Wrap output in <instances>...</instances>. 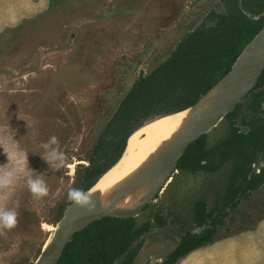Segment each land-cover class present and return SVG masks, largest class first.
<instances>
[{
	"label": "rangeland",
	"instance_id": "obj_1",
	"mask_svg": "<svg viewBox=\"0 0 264 264\" xmlns=\"http://www.w3.org/2000/svg\"><path fill=\"white\" fill-rule=\"evenodd\" d=\"M42 7L0 29V136L5 146L15 139L48 189L37 200L21 176L7 200L0 199L17 211L15 226L0 230V264L34 263L50 236L42 221L56 225L60 219L71 201L68 189L76 188L99 134L133 83L166 59L210 11L226 12L228 5L226 0H45ZM263 124L264 85L205 134V146L234 129L253 138ZM52 135L65 154L60 167L40 155ZM252 145L253 139L238 142L224 162L219 152L206 157L201 164L214 165L209 169L176 165L162 190L132 217L138 234L130 248L136 243L140 248L129 264L160 262L183 234L200 231L218 215L222 222L214 240L175 264H264V182L239 193L240 172L249 176L264 169V143ZM6 162L0 148V168L8 167ZM203 208V222L197 223Z\"/></svg>",
	"mask_w": 264,
	"mask_h": 264
},
{
	"label": "trees",
	"instance_id": "obj_2",
	"mask_svg": "<svg viewBox=\"0 0 264 264\" xmlns=\"http://www.w3.org/2000/svg\"><path fill=\"white\" fill-rule=\"evenodd\" d=\"M226 4V12L210 11L205 21L187 32L166 59L133 83L99 134L89 165L76 188L88 190L118 160L127 137L145 121L194 104L230 69L264 24V0H226ZM262 85L264 69L254 88ZM246 138L247 135L234 129L208 148L205 134L201 135L186 147L177 167L212 168L214 165H204L201 161L219 152L220 161L224 162L238 142L249 144L253 139L252 146L259 148L264 143V124L253 138ZM240 179L239 193L252 190L264 182V169L249 176L240 172ZM199 204L205 207L204 201ZM203 210L196 217L197 223L203 222ZM158 221L161 222L159 216ZM221 222L218 215L200 231L183 234L164 259L148 264H175L187 253L213 241ZM144 228L145 225L140 229ZM137 234L133 218L102 217L72 236L57 264H113L121 255L125 257L118 264H129L140 248L139 243L130 248Z\"/></svg>",
	"mask_w": 264,
	"mask_h": 264
},
{
	"label": "water",
	"instance_id": "obj_3",
	"mask_svg": "<svg viewBox=\"0 0 264 264\" xmlns=\"http://www.w3.org/2000/svg\"><path fill=\"white\" fill-rule=\"evenodd\" d=\"M263 69L264 24L242 49L230 69L202 94L194 104L188 106L191 107L196 105L204 95L212 91L208 103L205 104L201 112L193 117L185 128L176 132L167 143L161 146L158 152H156L138 171L134 182L125 189L128 190L132 186H136L143 182H149V187L146 192L134 202L117 209H113V205L124 191L117 194L109 202V206L104 208L93 207L88 209L87 207L80 206L70 201L33 264H57L64 247L72 236L97 219L105 216L132 218L141 212L167 183L171 174L176 170L177 161L182 156L186 147L201 135L206 134L240 103V101L254 88ZM178 111H174L173 113ZM168 114L172 113H167L157 118H161ZM146 124L148 123H144L139 128ZM135 131L127 137L124 150L111 167H113L125 154L128 139Z\"/></svg>",
	"mask_w": 264,
	"mask_h": 264
},
{
	"label": "bare ground",
	"instance_id": "obj_4",
	"mask_svg": "<svg viewBox=\"0 0 264 264\" xmlns=\"http://www.w3.org/2000/svg\"><path fill=\"white\" fill-rule=\"evenodd\" d=\"M211 94L212 91L204 95L194 106L176 113L169 112L172 114L161 118H152L145 122L148 124L136 130L129 137L127 149L122 158L98 177L96 182L86 190L95 201L94 207H108L109 202L122 191L124 192L113 205V209L125 206L140 198L148 189L149 182L132 186L128 190L125 189L134 182L138 171L158 152L161 146L167 143L176 132L185 128L191 119L201 112L205 104L208 103ZM42 228H46L51 235L55 225L42 221ZM49 237H47L43 246Z\"/></svg>",
	"mask_w": 264,
	"mask_h": 264
},
{
	"label": "clouds",
	"instance_id": "obj_5",
	"mask_svg": "<svg viewBox=\"0 0 264 264\" xmlns=\"http://www.w3.org/2000/svg\"><path fill=\"white\" fill-rule=\"evenodd\" d=\"M0 148L7 155L6 164L8 167L0 168V199L7 200V193L23 176L26 180L28 191L32 196L39 200L47 194V186L44 179L39 175H33V168L28 165L26 154H21V150L15 144V139L12 138L10 143L5 146L3 136H0ZM43 149L40 155L49 163L51 167H60L65 160V154L59 147V142L55 135L41 144ZM67 198L80 206L91 209L95 206V201L90 194L82 188H69ZM17 211L15 207H6L0 204V230L11 229L17 223Z\"/></svg>",
	"mask_w": 264,
	"mask_h": 264
},
{
	"label": "crops",
	"instance_id": "obj_6",
	"mask_svg": "<svg viewBox=\"0 0 264 264\" xmlns=\"http://www.w3.org/2000/svg\"><path fill=\"white\" fill-rule=\"evenodd\" d=\"M0 0V29L12 27L24 19V13H34L41 8L45 0ZM43 8V7H42ZM41 8V9H42Z\"/></svg>",
	"mask_w": 264,
	"mask_h": 264
}]
</instances>
